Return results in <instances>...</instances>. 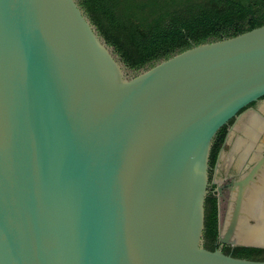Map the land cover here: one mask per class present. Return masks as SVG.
I'll return each mask as SVG.
<instances>
[{"label":"water","instance_id":"water-1","mask_svg":"<svg viewBox=\"0 0 264 264\" xmlns=\"http://www.w3.org/2000/svg\"><path fill=\"white\" fill-rule=\"evenodd\" d=\"M263 98L264 26L128 76L75 0H0V264H264L221 250L264 249V178L203 240L213 140Z\"/></svg>","mask_w":264,"mask_h":264},{"label":"trees","instance_id":"trees-1","mask_svg":"<svg viewBox=\"0 0 264 264\" xmlns=\"http://www.w3.org/2000/svg\"><path fill=\"white\" fill-rule=\"evenodd\" d=\"M75 1L128 76L192 47L264 26V0ZM204 209V248L212 252L218 236L216 199L207 197ZM222 253L264 261V249L224 246Z\"/></svg>","mask_w":264,"mask_h":264},{"label":"flooded vegetation","instance_id":"flooded-vegetation-1","mask_svg":"<svg viewBox=\"0 0 264 264\" xmlns=\"http://www.w3.org/2000/svg\"><path fill=\"white\" fill-rule=\"evenodd\" d=\"M259 106L260 103H256L243 109L219 130L213 140L216 145L213 158H209L207 197L216 199L218 227L224 222L235 183L248 181L245 189L249 191L264 178V122L260 120L262 124L255 125L250 121L242 128L234 129L240 116L250 118V110L259 113L264 120ZM214 248H220L218 240Z\"/></svg>","mask_w":264,"mask_h":264},{"label":"rangeland","instance_id":"rangeland-1","mask_svg":"<svg viewBox=\"0 0 264 264\" xmlns=\"http://www.w3.org/2000/svg\"><path fill=\"white\" fill-rule=\"evenodd\" d=\"M222 207H223V205H222Z\"/></svg>","mask_w":264,"mask_h":264}]
</instances>
